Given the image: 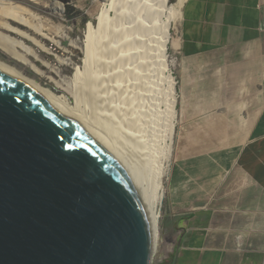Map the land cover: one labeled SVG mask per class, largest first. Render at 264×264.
<instances>
[{
  "label": "crops",
  "instance_id": "1",
  "mask_svg": "<svg viewBox=\"0 0 264 264\" xmlns=\"http://www.w3.org/2000/svg\"><path fill=\"white\" fill-rule=\"evenodd\" d=\"M184 3L170 264H264V0Z\"/></svg>",
  "mask_w": 264,
  "mask_h": 264
},
{
  "label": "water",
  "instance_id": "2",
  "mask_svg": "<svg viewBox=\"0 0 264 264\" xmlns=\"http://www.w3.org/2000/svg\"><path fill=\"white\" fill-rule=\"evenodd\" d=\"M128 174L59 107L0 69V264H152Z\"/></svg>",
  "mask_w": 264,
  "mask_h": 264
},
{
  "label": "rangeland",
  "instance_id": "3",
  "mask_svg": "<svg viewBox=\"0 0 264 264\" xmlns=\"http://www.w3.org/2000/svg\"><path fill=\"white\" fill-rule=\"evenodd\" d=\"M11 2L29 10L34 16L31 21L33 19L34 26L41 29L43 34L40 37L20 28L38 43L19 40L32 51L31 56H26L28 63L22 64L2 50L0 61L40 87L47 88L55 95L65 96L72 107L76 104L77 94L74 76L77 70H83L88 28L97 29L99 16L108 11L111 31L116 36L110 40L115 57H105L104 62L106 60L108 63L105 73L101 72V75H105L104 85L109 88L99 93L95 104L87 103L81 108H87L84 109L87 115L94 113L108 120L110 118L117 128L122 149L134 163L140 164L141 158L148 154L153 155L158 166L164 167L165 154L172 141L167 120L170 99L165 81L167 72L163 71L162 64L164 61L167 66L174 60L177 65L178 60L170 46L165 59L157 50L158 41L169 23L167 3L174 4L177 0H167L165 4L164 0H114V8H110L112 0H37L35 3L39 5L26 4L21 0ZM179 19L175 21L176 25L170 23L171 40H176ZM43 36L47 39L44 40ZM120 49L124 53L117 51ZM169 73L176 82L178 93L177 66L170 68ZM106 123L110 124L109 121ZM176 129L177 122L172 132L174 140ZM142 146L147 150H142ZM165 187L166 197L159 225L161 238L152 264L171 263L172 246L177 237V220L169 198V179Z\"/></svg>",
  "mask_w": 264,
  "mask_h": 264
},
{
  "label": "bare ground",
  "instance_id": "4",
  "mask_svg": "<svg viewBox=\"0 0 264 264\" xmlns=\"http://www.w3.org/2000/svg\"><path fill=\"white\" fill-rule=\"evenodd\" d=\"M21 1L26 4L39 5L35 3L37 0H21ZM185 1L186 0H177L176 3L170 4L167 3V0H164V4L167 3V7H168L169 23L165 26L162 33V37L158 41L159 47L157 50L158 53L160 52V56L163 59H165L167 56L169 46L172 49L176 47L177 41L173 39L171 40L169 34V28H170V23H175L174 25H176L177 22L176 20L179 19L181 16V9L183 4H185L184 3ZM114 6L115 3L114 0H112V2L110 3V8H114ZM107 13L108 11L102 12V14L99 16L97 29L93 30L90 26L88 28V33L85 41V50H84L85 57L83 59V64H84L83 70L82 71L77 70L74 76V83H75L74 85H76L75 87H77V91H76L77 94H75L76 104L74 103L75 106L73 107L69 106L65 96L55 95L53 92L47 90V88L40 87L36 83L24 78L19 72L15 71L13 68H11L5 63H2L1 61H0V69H4L5 71L9 72L14 78L26 84L29 88H31L41 97L47 99L48 101L59 107L61 110L66 112L68 115H70L87 131H89L98 141H100L105 146V148L110 152V154L118 161V163L125 169L137 194L139 195L143 203L144 209L149 219V223L152 231V241H153L152 259H153V256L156 255L155 253L158 252V247L161 238L160 229H159L160 219L162 216L161 208L164 205L163 203L166 197L165 183L169 179L170 164L173 155L174 137L172 132L173 129L176 127V122H177L176 108H177L178 94L176 91V82L169 73L170 68L176 66V61L172 60L170 61V63H168L169 65L166 66V64H164V61L162 60L163 61L162 69L164 72L165 71L167 72L165 81L167 84V91L170 96L168 103L167 120L170 126L169 127L170 137L172 141L171 146H169L170 148L168 150L166 149L167 152L165 154V163H164L165 166L164 167L158 166L156 164V160H154L152 157L153 155L148 156V154L146 153H144L146 154L144 157L142 158L140 157L142 159V161L140 160L141 162L140 164L134 163V161H132V158L130 159L129 158L130 156H127L126 152L122 149L121 144L119 143L120 139L117 136V132H118L116 130L117 128L112 124L110 118L108 120L106 118H102L103 116L100 117L99 115L94 113L93 114L90 113L87 115V113H85V110L87 108L85 109L83 107L85 110L84 109L82 110L81 108L82 107L81 105H85L87 103L95 104L96 103L95 100H97L99 93L104 88H109L108 85L107 87L104 85L105 75L102 76L101 72L105 73V68L107 67L108 62L106 60L104 62V59H106L105 57L109 55H113L115 53V50L111 46L112 44H110V42L112 41L110 40H112V38L116 36L114 31L113 32L111 31L110 21L107 18L108 17ZM31 18L34 19V16L26 8L21 6H15V4L11 2V0H0V50L7 53L12 58H15L18 62L22 64L28 63V61L26 60V56H31L32 51L29 48H26L21 41H23L24 43L26 41L28 42L29 41L36 42V41L33 40L26 32H23L20 28H25L31 32H34L36 35L40 37L43 34L41 29H38L37 27L34 26L33 24L34 21L33 19L31 21ZM13 35L16 36V38H12ZM43 38L44 40L47 39L44 36ZM123 50L125 49L123 48ZM123 50L120 49L117 51H120V53L122 51L124 53ZM122 55L120 54V56ZM113 60L114 58L110 61L113 62ZM111 62L109 63L110 65ZM114 75L117 76L116 72ZM104 94H106V92ZM107 96H109V94H107ZM106 121H109L110 124L106 123ZM143 146L141 149L147 150V147L143 149Z\"/></svg>",
  "mask_w": 264,
  "mask_h": 264
}]
</instances>
